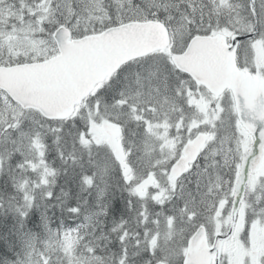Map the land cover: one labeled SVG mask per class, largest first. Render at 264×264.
Instances as JSON below:
<instances>
[{
  "label": "snow or ice",
  "instance_id": "1",
  "mask_svg": "<svg viewBox=\"0 0 264 264\" xmlns=\"http://www.w3.org/2000/svg\"><path fill=\"white\" fill-rule=\"evenodd\" d=\"M3 175L16 264H264V0H0Z\"/></svg>",
  "mask_w": 264,
  "mask_h": 264
},
{
  "label": "trees",
  "instance_id": "2",
  "mask_svg": "<svg viewBox=\"0 0 264 264\" xmlns=\"http://www.w3.org/2000/svg\"><path fill=\"white\" fill-rule=\"evenodd\" d=\"M18 159L19 158L14 159L11 163L14 165ZM48 159H51L57 168L62 167L60 162L56 159L54 149L51 147L48 152ZM72 174L73 170L70 169L69 177H65L63 174L58 177L54 191L59 193L61 187H64L71 190L73 195H75L78 188L76 183L71 179ZM115 183L116 180L113 176L110 184L113 186ZM0 190H6L7 192L12 191L11 183L8 182V177L6 175L0 176ZM70 203L75 204V199L70 201ZM113 203L114 201L112 199V204ZM111 212L114 214V218H119V216L124 213V205L119 204V207H113ZM48 214L52 217L49 216L51 223L53 220H60L61 222V219H63L59 209L49 210ZM68 220L69 219H64V222ZM43 230V220L36 207H33L29 211L26 218H21L18 213L11 211L8 208L0 210V264H15L14 262L22 253L20 240L22 241L24 232L41 234Z\"/></svg>",
  "mask_w": 264,
  "mask_h": 264
},
{
  "label": "rangeland",
  "instance_id": "3",
  "mask_svg": "<svg viewBox=\"0 0 264 264\" xmlns=\"http://www.w3.org/2000/svg\"><path fill=\"white\" fill-rule=\"evenodd\" d=\"M71 173H72V171H71ZM112 177H113V175L110 174V176H109V178H108L109 183H110ZM37 237H38V236H37ZM28 238H29V237L25 238V241H24V248H26V242H27V239H28ZM26 250H27V249H26ZM26 250H24V252L20 255V256H21L20 259H23V258H24V255H25Z\"/></svg>",
  "mask_w": 264,
  "mask_h": 264
}]
</instances>
